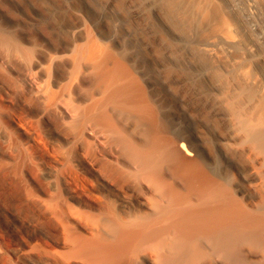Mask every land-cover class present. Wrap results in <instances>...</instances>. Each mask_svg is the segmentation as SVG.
<instances>
[{
	"label": "bare ground",
	"instance_id": "obj_1",
	"mask_svg": "<svg viewBox=\"0 0 264 264\" xmlns=\"http://www.w3.org/2000/svg\"><path fill=\"white\" fill-rule=\"evenodd\" d=\"M205 1L169 5L204 24L217 13L226 30L240 11L251 33H218L197 47L215 66L206 103L192 92L217 127L210 146L191 131L208 125L184 123L185 107L174 122L141 66L147 58L128 55L118 41L83 36L62 54L38 58L35 43L0 27V78L22 79L42 116L56 114L77 130L66 140L71 153L48 148L35 122L25 124L24 142L0 98V264H264V0ZM144 14L131 10L135 20ZM8 45L23 70L2 54ZM157 61L159 68L174 62ZM48 153L60 165L43 170Z\"/></svg>",
	"mask_w": 264,
	"mask_h": 264
},
{
	"label": "rangeland",
	"instance_id": "obj_2",
	"mask_svg": "<svg viewBox=\"0 0 264 264\" xmlns=\"http://www.w3.org/2000/svg\"><path fill=\"white\" fill-rule=\"evenodd\" d=\"M144 1H146V2H144ZM154 1L155 0H0V27H2L4 30H6V32H8L9 34H19L21 37L25 38L27 43H33V44L35 43V47L33 49V53H35V55L34 54L33 55H34V57H38V58H40V57L42 58L41 54L45 50L50 51L53 54L55 53L56 55L62 54V52L65 50V47H67L68 44L69 45L72 44L73 41L74 42L77 41L78 43H83L85 41V39L87 38L86 36H88L89 38L92 37L93 40H97V41H101V42L104 41V43L106 42V44H109V43L111 44L110 39L112 42L114 40L118 41L119 43H121L122 45L125 46V47L123 46L124 51H125V53L127 52L128 55L133 56V57L138 56L141 58L144 56L145 58H147L148 63H144V64L141 63V66L144 68V71L147 72L148 76L152 80V83L155 84V89L156 88L160 89V90L159 89L155 90V92L159 94L160 100H162V102L168 107V109H172V112L169 111L170 113H168V114L171 115V113H173L171 117L174 118V122L175 121L178 122V121H180V119L182 120V118L184 119V117H182L183 114L180 113L181 112L180 109L182 107L183 108L185 107L184 109L188 110V113L186 114V118L187 119L189 118L188 119L189 121L188 120H187V122L184 121V123L189 124L191 122H197V123H202L204 125H208V129L207 128L205 129L204 127H202V128H198L199 129V131H198V129L196 130L195 128H192L191 131L193 132L192 134L196 133V131H197V134L199 133V134H201V136H204L203 138H205V136H206L205 140H203V141L205 142L206 145L208 144L210 146L212 133H214L216 131L217 127H213L216 125H215V123L211 117V110L209 108H206L203 111H201V108H199L200 107L199 104L197 106V103H198L197 101H199V99H197V98L201 96L202 98L200 97L201 98L200 101L203 103H206V100L208 99V97L206 96V94H207L206 90L209 87V84L211 85L216 80V76H214V70H213V67L215 68V66H211L213 63V61L210 60L211 58H209V56L206 55L204 52L200 51L197 47H199L198 46L199 44H202L203 42L208 41L211 38L215 37V35H217L218 33H226V35H228L229 37L230 36L231 37H235V36L237 37L238 36V37H241L242 39H249L250 35H251L250 30H249V26L247 25L245 20L243 21V19H244L243 13L242 12L238 13L240 11H237V12H235L236 14L234 13L233 16L232 15L230 16V18L231 17L232 18H231V21L229 19V24L231 22L232 23L231 25L234 24L238 29L240 28L237 32V29L235 26H233V27H235L233 29L234 31L231 29L232 27H230V29L232 31L231 32L230 29L226 30V28L224 26H222L221 20H219L220 15H217V13H215L214 15H216L218 17V21L217 20L213 21V19H215V16L213 15V19H212L213 22L208 21L209 24H204V23H206V19H204L205 22L204 21L201 22V20H203V18L201 20H199V15H194V17L198 18V20L196 19L197 22H193V21H196L193 17L191 19L190 18L191 16H188L189 18L187 19L185 17L186 15L183 16L184 14L182 13V11L180 13H178L179 11L176 12V10L173 9V7L169 5V3L171 4L172 2H176V3L180 2L179 4L182 5V8H180V10H182L183 8H185V9L190 8L196 2L197 3L199 2L198 5L205 6L206 5L205 0H203V1L202 0H190V1L189 0L188 1L187 0H185V1L184 0H159V1L156 0L155 2ZM194 1H196V2H194ZM217 1L221 2L222 3L221 5L223 7L225 6V3L223 0H217ZM217 1H216V3H217ZM183 2H184V5H183ZM203 2L205 3V5ZM155 6H156V8H155ZM212 8H213V6H212ZM140 9H141V11L145 9L146 14H144V16L141 17L139 20L133 19L132 15H131V10L139 12ZM189 10H186V12ZM191 10L193 11V9H191ZM169 11L170 12L173 11V12L170 13ZM179 14H181V15L179 16ZM194 14H195V10H194ZM189 15H190V13H189ZM177 16H179V17L177 18ZM183 19L185 22H183ZM198 21H200V23ZM172 23L173 24L175 23V26ZM213 23H215V24H213ZM142 24H143V26H142ZM176 24L178 26H176ZM217 24H218V26H217ZM236 24H239V26H237ZM219 25L221 26V28ZM82 26H83V29H82ZM245 26H246V29L248 28V30L245 29ZM136 27H137V29H136ZM214 27L215 28L218 27L219 29L218 28L215 29ZM142 28H144V29H142ZM208 30H209V32H208ZM216 30L220 31V32H217ZM211 31H213V32L211 33ZM222 31H224V32H222ZM186 32L188 35L186 34ZM203 32L205 33V37H204ZM211 35H212V37H211ZM243 35H245V36H243ZM83 36H85L84 37L85 39L83 38ZM171 36L173 38H171ZM195 37H197V38H195ZM244 37H246V38H244ZM184 42H185V44H184ZM157 44H159V45H157ZM133 47H135V48H133ZM156 47H157V49H156ZM11 48L12 47H10L9 45H8V47L6 46V48L3 49L4 52L2 51V54L6 53L4 55L6 57L5 59L10 60V61L8 60V62L11 66H14V69L23 70L25 64L24 65L19 64V67H18V64H15V65H17V67L14 65L13 59L15 56L13 54H17V53H14L15 49L14 48L11 49ZM126 48H128V49H126ZM132 49L134 50L133 52H132ZM34 50H35V52H34ZM194 50L200 55L195 54L196 52H194ZM147 53L149 54V56ZM9 54H11V55H9ZM157 56H159V58L164 57V59L166 57L167 58L170 57L171 59L174 60V62L172 63V65L166 64V65H164L163 68H159L157 65L158 64L157 60L159 58L157 59ZM195 57H196V59H195ZM180 58H181V60H180ZM202 58H203V60H202ZM192 60H193V62H192ZM194 60L195 61L197 60L196 61L197 64ZM176 61H177V63H176ZM11 62H13V63H11ZM195 64H196V66H195ZM213 65H214V63H213ZM176 67H177V69L175 70ZM189 68H192V69H189ZM160 70H161V72H160ZM165 71H167V72H165ZM181 71H182V73H180ZM188 72H189V74H187ZM201 72L202 73L204 72L203 73L204 75L203 74L201 75ZM199 76H201V77H199ZM204 77H205V79H204ZM177 78L180 81L177 80ZM212 78H214V79L212 80ZM3 79L0 78V95H1L0 98H3V97L5 98V99L4 98L3 99H4V101L8 107V110L6 108L7 112H5V116L7 115L6 116L7 118H5V119H6V121H8L10 123L11 126H13L12 129L17 130L18 131L17 133H19L20 135L22 134L21 135L22 140L24 139V142H27V141H29L30 136H31V135L28 136L29 132L26 130L27 128L25 127V124L28 125L29 122H33V123L35 122V126H37L39 131L42 132L41 134H42L44 140L46 141V143H48L46 145L48 148L51 147L53 149V147L54 148L58 147V149H60L61 146H62V148H64V146H65L64 152L65 153H71L72 152L71 149H73V148H72V146H71V149L68 148L71 144L69 145V143H67L66 140H68L70 138L72 139L75 137L74 136L75 134H73V133L77 132V130H75L76 128L72 129L73 127L70 124H69L70 125L69 127H68V125H65L62 122L61 118L58 115L56 116V114L50 115V114H53V113H50L48 115L42 116V112H41L42 108L38 107L39 104H36V102H32L33 100L27 96L28 95L27 88H26L25 82L22 79L14 78V77L10 76V74H9V78L7 76L4 80V82H6V81H8V82L4 83ZM210 80H212V81H210ZM183 82H184V84H183ZM20 84H21V86H20ZM23 85H25V86H23ZM87 85L88 84H86V87H87ZM157 85L159 87H157ZM170 85H171V88H170ZM9 86L14 91L11 90ZM86 87L85 88L83 87L84 90L85 89L87 90L88 87L87 88ZM4 88H6V89L4 90ZM188 89H190V90H188ZM184 91H186V92H184ZM192 92L196 93V94H200V96H198L197 98H194L195 99L194 100L192 97V95H193ZM22 93L25 94V96ZM80 93H79L80 98H83L84 97L83 95L86 94L85 91H83V92L81 91ZM166 93H168V94L166 95ZM168 95H170V97ZM187 95H188V97H187ZM173 96H175V97H173ZM7 97H9L10 100ZM12 97H14V98H12ZM177 97H179V99ZM205 97H207V98H205ZM193 101H195V102L193 103ZM182 102H183V104H182ZM171 103H172V105H171ZM187 103H189V104H187ZM9 104H10V106H9ZM25 106H27V107H25ZM209 106H211V104H209ZM176 109L179 112L176 111ZM199 110H200V112H199ZM20 112H22V113H20ZM7 113H10V114H7ZM174 113H175V115H174ZM206 113H208V115H206ZM195 114H196V116H195ZM21 115H22V117H21ZM25 115L28 117H26ZM209 115L211 118H209ZM8 116L11 117V119H9ZM12 116H14L15 120L13 119ZM38 118H39V120H38ZM192 118H194V119H192ZM18 119L20 120L21 123L19 122ZM21 119L24 120L26 123L21 121ZM14 121H15V123H14ZM36 121H37V125H36ZM9 123H7V125H9ZM209 124H211V125H209ZM18 125H20V126H18ZM24 128H26V129H24ZM222 128H224V125ZM24 130H26L27 132ZM70 130L72 132H70ZM203 130L205 131L204 133H203ZM210 132H212V133H210ZM26 133H28V134H26ZM69 133H72V135ZM44 135L46 136V138ZM68 136H69V138H68ZM43 144L44 143H41L40 145H43ZM51 148L48 150H51ZM67 148L71 152L70 151L68 152ZM65 149H66V151H65ZM47 155L52 156L51 153H48L45 156L46 159L45 158L40 159V161H43V165L39 161V164L41 165L40 168L43 169V167H45L46 164L47 165L49 164L48 167L46 166L47 168L43 169V170H49L51 168L52 164H54V168H55V166L58 167L60 165V164H58L59 163L58 158H55V156L54 157L52 156L53 158H51V156L48 157Z\"/></svg>",
	"mask_w": 264,
	"mask_h": 264
}]
</instances>
